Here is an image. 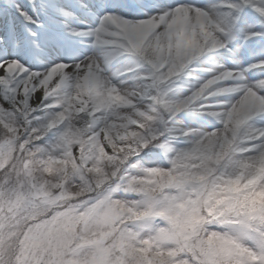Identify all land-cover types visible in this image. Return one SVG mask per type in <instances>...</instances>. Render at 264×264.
I'll use <instances>...</instances> for the list:
<instances>
[{
  "label": "clouds",
  "instance_id": "clouds-1",
  "mask_svg": "<svg viewBox=\"0 0 264 264\" xmlns=\"http://www.w3.org/2000/svg\"><path fill=\"white\" fill-rule=\"evenodd\" d=\"M26 2L68 46L0 37V264H264V0Z\"/></svg>",
  "mask_w": 264,
  "mask_h": 264
},
{
  "label": "snow or ice",
  "instance_id": "snow-or-ice-1",
  "mask_svg": "<svg viewBox=\"0 0 264 264\" xmlns=\"http://www.w3.org/2000/svg\"><path fill=\"white\" fill-rule=\"evenodd\" d=\"M19 21V23L17 22ZM26 25L38 33L43 48L55 51L58 47L68 46L60 33L52 30L41 32L34 18L33 9L28 6L26 0H11L10 6L4 8L0 5V37L5 38L9 43L13 40H22L23 54L32 55L31 39L32 35L26 30ZM27 63V61H25ZM2 72V69H0Z\"/></svg>",
  "mask_w": 264,
  "mask_h": 264
},
{
  "label": "rangeland",
  "instance_id": "rangeland-1",
  "mask_svg": "<svg viewBox=\"0 0 264 264\" xmlns=\"http://www.w3.org/2000/svg\"><path fill=\"white\" fill-rule=\"evenodd\" d=\"M196 2H202V0H196ZM3 3H4V0H0V5H3ZM18 23H19V21H17ZM52 31H54V32H56V33H59L58 31H56V30H52Z\"/></svg>",
  "mask_w": 264,
  "mask_h": 264
}]
</instances>
